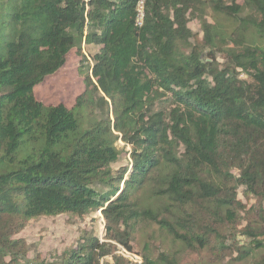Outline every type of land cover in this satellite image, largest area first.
I'll return each mask as SVG.
<instances>
[{"label":"trees","instance_id":"1","mask_svg":"<svg viewBox=\"0 0 264 264\" xmlns=\"http://www.w3.org/2000/svg\"><path fill=\"white\" fill-rule=\"evenodd\" d=\"M136 2L0 0V264H264V0ZM71 52L82 92L44 104ZM95 212L103 241L27 256Z\"/></svg>","mask_w":264,"mask_h":264},{"label":"rangeland","instance_id":"2","mask_svg":"<svg viewBox=\"0 0 264 264\" xmlns=\"http://www.w3.org/2000/svg\"><path fill=\"white\" fill-rule=\"evenodd\" d=\"M241 3L242 0H239ZM222 23L226 24L231 22L230 20L220 19ZM193 30H197L198 23L194 21L190 23ZM259 45L264 47V40H260ZM87 54L88 51H86ZM79 57L71 52L67 56L66 63L55 74L46 77L43 82L35 87V94L39 100L44 104L64 103L66 106L73 104L74 98L82 92L84 88L82 74L78 72ZM118 146H124L125 153L120 155L119 161L113 166L125 165V162H129V146H125L123 142H117ZM242 193H239V198H243ZM264 207V203H263ZM66 216H57L50 219H40L32 223L25 231L20 235L26 238V243L29 246L27 256L30 257L36 249L41 252L42 256H49L53 254V250L59 251L60 249L73 244L76 238L78 239L80 234L84 231L92 232V234L98 237L101 241L105 235V223L99 212L91 213L87 217L82 219H75V223H66ZM154 231L157 239L162 238L159 230L154 226L151 227ZM141 236V235H140ZM158 236L160 238H158ZM157 243L162 242L167 248L171 247V240L163 238L156 240ZM174 248H178L174 245ZM121 251H123L121 249ZM134 253L132 255L140 256L142 249L139 244H135ZM139 253H136V252ZM124 252V251H123ZM131 255V260L134 262V257ZM110 261V257L106 258ZM184 262L181 259V263Z\"/></svg>","mask_w":264,"mask_h":264},{"label":"built area","instance_id":"3","mask_svg":"<svg viewBox=\"0 0 264 264\" xmlns=\"http://www.w3.org/2000/svg\"><path fill=\"white\" fill-rule=\"evenodd\" d=\"M84 1H87V0H84ZM143 9H144V0H137L136 2V18H135V23L138 27H140L142 25V22H143ZM123 253L129 257H131V253H127L124 249H122ZM134 257V260L136 262H140V257L139 256H136V255H132Z\"/></svg>","mask_w":264,"mask_h":264}]
</instances>
